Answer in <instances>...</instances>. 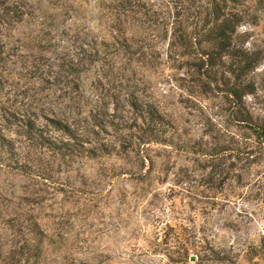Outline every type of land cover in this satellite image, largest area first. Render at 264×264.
Segmentation results:
<instances>
[{"label":"rangeland","instance_id":"rangeland-1","mask_svg":"<svg viewBox=\"0 0 264 264\" xmlns=\"http://www.w3.org/2000/svg\"><path fill=\"white\" fill-rule=\"evenodd\" d=\"M18 2L0 38V264H170L165 244L264 264V0ZM102 38L110 60L85 61Z\"/></svg>","mask_w":264,"mask_h":264},{"label":"trees","instance_id":"trees-1","mask_svg":"<svg viewBox=\"0 0 264 264\" xmlns=\"http://www.w3.org/2000/svg\"><path fill=\"white\" fill-rule=\"evenodd\" d=\"M19 4V5H18ZM24 4H20L18 2V0L16 1L15 0V3L12 4L11 6H4V5H0V6H3L2 8V12H0V38L3 34V31L4 32H7L8 30L10 29H13L14 27V23L15 22H20L23 18L24 15H28L27 13H24L25 11H23L24 9ZM114 26V25H112ZM114 29V27H112ZM119 32V29H116L115 28V34L116 32ZM110 33V32H108ZM62 34L67 38V37H70L72 38V36H75L73 34H68L66 31H63ZM45 35H48V34H45ZM76 37V36H75ZM70 38H68V41L71 40ZM111 39L112 40H116L117 41V37L115 36H111ZM65 42H68V41H65ZM104 43H106L103 38L102 40L100 41V43H98L96 40H91L90 41V45H86L88 46V48L90 49L91 52H94L93 55H88V57L84 60L85 61H88L90 63H99L100 64H104L106 62H108L109 59V56L110 55H106L104 57L101 58L100 56V51H101V47L102 48H107L108 45H105ZM64 45V44H63ZM229 45H227L226 47H228ZM224 49L225 46L223 45L222 46ZM2 52V47L0 45V54ZM206 56H208L206 54ZM244 56V55H242ZM245 57V56H244ZM257 59L253 58L252 61L250 63H248L247 66H251L252 64L256 63ZM82 62L83 61H79L78 65H82ZM213 64V63H212ZM211 65V64H210ZM75 67V68H74ZM73 68L74 69H71V75L73 74H77L79 72V69L74 66ZM68 83L72 84L74 86V89L77 88V84L76 83H73L72 81H69ZM68 94V93H67ZM237 93L234 92V95L237 97L238 95H236ZM68 98V97H67ZM131 107H133V105H131ZM135 107V105H134ZM148 107V106H147ZM148 116L150 117V119H152L153 121V126L151 128V132L153 134H158L161 132V130H159L161 128V118L159 117V115L156 114V112L154 110H152V108L150 109V106L148 107ZM155 113V114H154ZM155 115V116H154ZM48 123H50V125L57 131V132H60L66 136H69L70 138H73V135H74V132L72 131V129L70 128V126H68L66 123L62 122V121H59V119H56V118H53V119H47ZM151 121V120H150ZM151 121V122H152ZM159 126V127H158ZM1 127V125H0ZM25 128H26V131H24V136L27 137L26 140L31 142L33 139H32V135L34 133V124L31 123L30 121H26L25 122ZM2 129V127L0 128ZM2 130H0V148L1 150H6L7 148L11 149V144H10V141L8 139H6V137L4 135H2L1 133ZM258 136L260 138H262V142L264 143V127L262 128H259L258 127ZM12 143V142H11ZM159 247H162V252H163V256L167 259V261L170 263V264H188V260L190 258V255H189V250L188 249H185V248H182V249H175V248H170V247H167L166 244L163 246V245H158ZM209 253L212 255V259L209 257V255H205L203 257H199L200 259H198L199 261V264H201L202 262L204 261H210V262H214V263H224V264H232V263H235L236 259H234L236 257L232 256L230 257L229 259H227V256L225 255H222L220 252H218L217 250H210Z\"/></svg>","mask_w":264,"mask_h":264},{"label":"water","instance_id":"water-1","mask_svg":"<svg viewBox=\"0 0 264 264\" xmlns=\"http://www.w3.org/2000/svg\"><path fill=\"white\" fill-rule=\"evenodd\" d=\"M189 261L193 263L195 261V258L194 257H190Z\"/></svg>","mask_w":264,"mask_h":264}]
</instances>
